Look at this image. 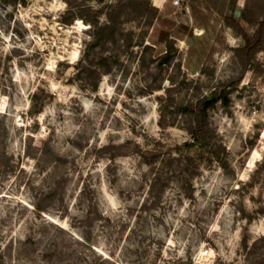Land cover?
Here are the masks:
<instances>
[{"label":"rangeland","instance_id":"obj_1","mask_svg":"<svg viewBox=\"0 0 264 264\" xmlns=\"http://www.w3.org/2000/svg\"><path fill=\"white\" fill-rule=\"evenodd\" d=\"M187 5L0 0V264H264V47Z\"/></svg>","mask_w":264,"mask_h":264},{"label":"trees","instance_id":"obj_2","mask_svg":"<svg viewBox=\"0 0 264 264\" xmlns=\"http://www.w3.org/2000/svg\"><path fill=\"white\" fill-rule=\"evenodd\" d=\"M188 4L197 11L198 3L202 2L206 4L207 8L214 10L215 12L223 15L225 14L229 4L236 5L237 0H185ZM144 4L148 2L144 1ZM242 19L255 27V32L252 37H250L242 28L241 24L233 19H229L230 26L234 27L237 32L244 36L246 40L245 47L239 50V55L245 58V63L250 64L253 62L255 54L263 49L262 41L264 40V0H246L245 7L242 11ZM98 34L94 35L95 40H97ZM206 107L208 105L203 103L200 116L197 117L198 122L194 131V136L196 139L202 138L203 140L208 139L209 134L206 129L205 115Z\"/></svg>","mask_w":264,"mask_h":264},{"label":"crops","instance_id":"obj_3","mask_svg":"<svg viewBox=\"0 0 264 264\" xmlns=\"http://www.w3.org/2000/svg\"><path fill=\"white\" fill-rule=\"evenodd\" d=\"M245 4H246V0H237V8L241 7V15H242V11L245 7ZM187 7H189V5H187ZM241 23H242V26L244 28V30L249 34V35H253L254 32H255V27L254 26H251L250 24H248L247 22H245L242 17H241ZM252 33V34H250ZM263 46H264V40H263Z\"/></svg>","mask_w":264,"mask_h":264},{"label":"bare ground","instance_id":"obj_4","mask_svg":"<svg viewBox=\"0 0 264 264\" xmlns=\"http://www.w3.org/2000/svg\"><path fill=\"white\" fill-rule=\"evenodd\" d=\"M56 7V6H55ZM58 7V6H57ZM81 25H82V23L81 22H79L78 23V25L77 26H75V28H78V29H80L81 28ZM74 28V27H73ZM78 51H75L74 53H72L73 54V57H77L78 56ZM79 57V56H78Z\"/></svg>","mask_w":264,"mask_h":264},{"label":"built area","instance_id":"obj_5","mask_svg":"<svg viewBox=\"0 0 264 264\" xmlns=\"http://www.w3.org/2000/svg\"><path fill=\"white\" fill-rule=\"evenodd\" d=\"M182 2H183V0H173V5L174 6H181L182 5Z\"/></svg>","mask_w":264,"mask_h":264},{"label":"water","instance_id":"obj_6","mask_svg":"<svg viewBox=\"0 0 264 264\" xmlns=\"http://www.w3.org/2000/svg\"><path fill=\"white\" fill-rule=\"evenodd\" d=\"M216 101V97L215 96H212L210 99H208L206 101V103H212V102H215Z\"/></svg>","mask_w":264,"mask_h":264}]
</instances>
